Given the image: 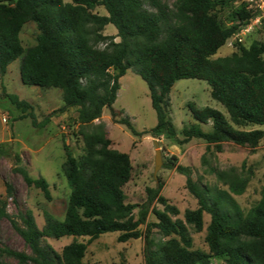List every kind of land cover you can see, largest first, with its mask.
<instances>
[{
	"label": "trees",
	"instance_id": "1",
	"mask_svg": "<svg viewBox=\"0 0 264 264\" xmlns=\"http://www.w3.org/2000/svg\"><path fill=\"white\" fill-rule=\"evenodd\" d=\"M235 1L177 0L175 10H170L160 0H0V74L21 58L22 82L62 90V111L78 108L79 122L87 125L100 119L106 108L116 118L119 80L133 69L147 84L157 115V124L149 133L172 140L178 139L168 111L172 88L179 80H203L211 88V97L225 107L231 122L217 109L189 103L195 123L182 129L183 140L179 143L202 139L207 150L215 147L219 152L226 142L254 148L264 139V130L238 127L264 126V41L250 47L237 43L238 50L231 56L213 58L257 15L255 9L243 4L236 13L237 23L223 27L215 10ZM100 7L107 15L95 12ZM29 22L37 25L39 35L37 44L25 49L20 34ZM108 25L116 28L115 37L103 34ZM100 44L105 47L99 48ZM8 98L23 112L30 108L17 95L9 94ZM120 123L139 135L128 120ZM209 124L211 130L204 131L202 125ZM82 135L85 153L80 159L64 145L63 172L71 193L63 220L47 213L46 224L40 229L28 211L22 216L21 227L9 215L7 203L0 202V231L2 220H11L31 250L28 255L3 248L0 240V264H6L4 256L15 258L18 264H87L84 259L89 245L112 232L120 233L121 243L144 236L145 264H212L210 254L191 250L192 238L186 226L188 223L202 231L205 212L211 215L206 240L213 255L225 257V264H264V195L245 216L229 191L202 189L189 168L178 166L199 208L186 212V222L174 220L180 211L160 195L162 184L147 189L148 200L141 206L126 203L124 187L132 177V162L128 154L110 147L104 126ZM1 155H9L4 147L0 148ZM15 171L28 186L40 189L48 201L52 200L45 178H34L23 167ZM6 185L13 200L14 189ZM243 187L244 183L233 176L230 191L241 194ZM156 198L164 210L153 208L157 222L149 223ZM143 225L147 226L145 233L140 230ZM153 228L165 237H174L155 249ZM64 237H73V241L61 253L51 245H43L45 238Z\"/></svg>",
	"mask_w": 264,
	"mask_h": 264
},
{
	"label": "rangeland",
	"instance_id": "2",
	"mask_svg": "<svg viewBox=\"0 0 264 264\" xmlns=\"http://www.w3.org/2000/svg\"><path fill=\"white\" fill-rule=\"evenodd\" d=\"M66 3L72 0H64ZM170 10H175L177 0H160ZM244 5L253 6L256 17L231 38L215 56L222 58L237 52V43L250 47L254 42L264 41V0H236L228 7H217L216 15L225 28L237 23L236 13ZM260 6V7H258ZM147 7H149L147 5ZM100 15H107L104 8L95 10ZM259 15V17H258ZM258 17V18H257ZM103 34L110 37L117 35L113 25L106 26ZM39 35L35 23H27L20 34L23 47L28 49L37 44ZM119 42L120 39L116 38ZM100 44L99 48H104ZM264 59V55H263ZM21 61L19 58L8 66L4 75L0 74V148H5L8 156H0V202L7 203V211L11 218L24 227L22 216L31 211L40 229H43L45 215L51 214L59 220L65 217L71 189L63 172L66 161V145L73 155L80 159L84 155L85 133L94 132L99 126H104L111 148L130 156L133 171L131 180L125 185L126 203L141 206L148 200L147 189H156L160 184L163 188L160 195L169 204L176 206L180 214L174 220H185L188 210L199 208L197 198L187 188V177L177 170L178 166L189 168L194 182L202 189L212 191L227 190L237 201L240 210L247 216L258 206L264 195V139L257 147L241 146L232 142L223 144L222 151L215 147L207 150V143L202 139H192L188 143L180 144L183 140L182 129L195 123L189 109V103L198 107H212L221 111L230 121L224 106L211 97V88L206 81L198 79H184L175 83L169 96V115L177 129L178 139L172 140L164 135L152 136L149 131L157 124V115L152 107L150 92L142 78L129 69L120 78V90L114 108L117 116L114 118L109 109H104L100 119L82 125L78 119V108L64 106L63 91L60 89H44L25 85L21 80ZM14 94L20 100L30 104V108L23 112L8 98ZM44 126H41L43 122ZM128 120L134 127L137 136L133 135L126 125L120 121ZM231 122V121H230ZM204 131L209 132L212 125H202ZM243 130H264V126L238 127ZM158 142L159 147L155 145ZM161 151L163 164L155 176L156 151ZM19 157V161H17ZM23 167L34 178H45L50 185L52 200L48 201L43 192L34 186H28L15 168ZM223 177H219V174ZM234 176L235 181L244 183L241 194L230 191L229 182ZM11 185L14 194L11 198L7 194V185ZM161 211L164 206L156 198L148 216L149 223H156L157 219L152 210ZM139 209L135 211L138 215ZM211 215L204 213V226L198 231L194 225L186 223L188 233L192 238L191 250H200L211 255L212 264H225L226 258L211 253L207 243L208 226ZM146 225L140 226L145 233ZM120 233L103 234L93 241L86 252L84 261L87 264H145V237L131 239L125 243L118 240ZM171 237H165L158 228H153L151 239L154 248ZM1 246L11 250L31 255V250L21 235L12 226L11 220L3 219L0 231ZM87 242L88 238H78ZM73 241V237L61 239L45 238L43 245H51L57 252ZM6 264H18L11 256H4Z\"/></svg>",
	"mask_w": 264,
	"mask_h": 264
},
{
	"label": "water",
	"instance_id": "3",
	"mask_svg": "<svg viewBox=\"0 0 264 264\" xmlns=\"http://www.w3.org/2000/svg\"><path fill=\"white\" fill-rule=\"evenodd\" d=\"M155 145L157 146V148L159 147V144L157 141H155ZM155 163H156V167H155V176H156L157 172L161 169L162 164H163V160L161 157V151L159 149L156 151Z\"/></svg>",
	"mask_w": 264,
	"mask_h": 264
},
{
	"label": "built area",
	"instance_id": "4",
	"mask_svg": "<svg viewBox=\"0 0 264 264\" xmlns=\"http://www.w3.org/2000/svg\"><path fill=\"white\" fill-rule=\"evenodd\" d=\"M258 7H260V6H258ZM249 8H250V9H254L253 6H251V7H249ZM260 9L263 10V9H264V6H263V7H260ZM258 17H259V15H258ZM258 17H257V18H258Z\"/></svg>",
	"mask_w": 264,
	"mask_h": 264
}]
</instances>
